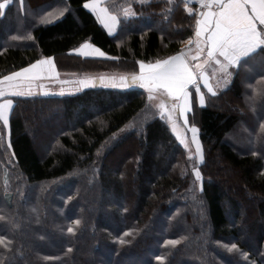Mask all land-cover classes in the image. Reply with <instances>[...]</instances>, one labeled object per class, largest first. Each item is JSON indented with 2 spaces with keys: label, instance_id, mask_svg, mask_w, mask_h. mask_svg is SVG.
Instances as JSON below:
<instances>
[{
  "label": "trees",
  "instance_id": "1",
  "mask_svg": "<svg viewBox=\"0 0 264 264\" xmlns=\"http://www.w3.org/2000/svg\"><path fill=\"white\" fill-rule=\"evenodd\" d=\"M86 1L0 0V78L48 56L68 76L136 75L195 31L186 0H109L112 35ZM85 41L109 57L69 53ZM186 92L199 157L134 85L9 96L0 264H264V45L224 89Z\"/></svg>",
  "mask_w": 264,
  "mask_h": 264
},
{
  "label": "crops",
  "instance_id": "2",
  "mask_svg": "<svg viewBox=\"0 0 264 264\" xmlns=\"http://www.w3.org/2000/svg\"><path fill=\"white\" fill-rule=\"evenodd\" d=\"M107 1L109 0H88L84 6L93 14L102 28L112 35L118 25V16L107 7ZM186 2L196 3L194 0H186ZM196 4L197 16L194 34L184 42L180 49L184 51V53L181 52L186 59L189 53L191 60H187L191 65H197L195 69L196 81L192 86L196 87L200 84L208 91H213L211 90L213 84L222 83L217 82L218 80L226 79L227 86L230 83L232 70L239 60L264 45V0H198ZM69 53L82 57H109L105 51L88 41L71 49ZM215 60L219 63L215 69L209 67V72V68H204L207 63H211L213 66ZM202 61L205 62L204 65H202ZM57 74L59 73L55 58L48 56L3 76L0 78V83L5 81L3 83L5 84L9 80L17 78H28L40 83L46 84L52 81L51 84H56ZM58 86L65 87L67 85ZM185 91L181 97L186 96L188 101L189 93L186 94ZM199 93L201 92H198V98ZM5 100L11 102L7 114H0V120L6 126L13 102L9 96L2 97L0 105L3 106ZM198 100L200 104L204 102L203 98L201 101Z\"/></svg>",
  "mask_w": 264,
  "mask_h": 264
},
{
  "label": "rangeland",
  "instance_id": "3",
  "mask_svg": "<svg viewBox=\"0 0 264 264\" xmlns=\"http://www.w3.org/2000/svg\"><path fill=\"white\" fill-rule=\"evenodd\" d=\"M194 1L198 3V0H194ZM180 51L184 53L183 50L180 49ZM187 59L191 60L189 53L187 55ZM161 63H162L161 60L155 62H149V63H139L138 64L139 73L154 69ZM204 64L205 62L202 61V65ZM196 66L195 67L193 66V69H196L197 68ZM217 66H219V63L217 60H215L213 61V66L211 63H207L204 68L206 69L212 67L213 69H215ZM208 71L210 72V68ZM106 74L107 73L89 77L85 75L78 76L75 74L68 76L66 74L59 73L57 74V78H58V80L56 81L57 85L51 84L53 83L52 81L45 84V83H40L38 81H33L28 78H17L14 80H9V82L5 84H3L5 81H2V83H0V98L12 96V95L25 96L29 94L51 95V94H63V93L64 94L76 93L81 90L83 91V89L85 88L91 86H99L100 84L120 87V88L134 85L142 88L145 91L149 103L152 106H154L156 109H158L161 117H163L167 121L171 130L176 135L177 139L182 143V145L187 149V151L190 153H194L195 155H197V157L201 155V147L199 143L200 141H198L197 127L195 124H188L186 118L190 109V98H188V101L186 96L176 100V98H173L167 92L161 89H156L148 83H140V82L131 83L129 75L109 74L108 76ZM70 76H73V78H70ZM217 82H222V83L217 85L214 84L212 85L211 90H213L214 92H218L224 89L226 86V79L218 80ZM58 85H67V86L60 87ZM193 87H195V85ZM197 92L199 91L197 90ZM188 93L189 92H186V94ZM202 98L203 95L199 93L198 99H200L201 101ZM3 103H4L3 106L0 105V114L2 115L5 113L7 114L8 109H10L9 106L11 105V102L9 100H5L3 101ZM3 110L4 113H2ZM44 150L45 147L41 148V152H43ZM220 165L222 166V164ZM194 172L196 174L197 170H195ZM217 174L218 177L224 179L232 175V172L229 171L227 167L223 166L217 172Z\"/></svg>",
  "mask_w": 264,
  "mask_h": 264
},
{
  "label": "water",
  "instance_id": "4",
  "mask_svg": "<svg viewBox=\"0 0 264 264\" xmlns=\"http://www.w3.org/2000/svg\"><path fill=\"white\" fill-rule=\"evenodd\" d=\"M181 51L169 56L162 65L130 78L131 83H148L179 99L195 82V73Z\"/></svg>",
  "mask_w": 264,
  "mask_h": 264
},
{
  "label": "bare ground",
  "instance_id": "5",
  "mask_svg": "<svg viewBox=\"0 0 264 264\" xmlns=\"http://www.w3.org/2000/svg\"><path fill=\"white\" fill-rule=\"evenodd\" d=\"M136 74H137V73H136ZM134 75H135V74H134ZM132 76H133V75H131L130 78H131ZM195 81H196V79H195ZM194 83H195V82H194ZM194 83H193V84H194ZM193 84H192V85H193ZM192 85H191V86H192ZM191 86H190V87H191Z\"/></svg>",
  "mask_w": 264,
  "mask_h": 264
}]
</instances>
